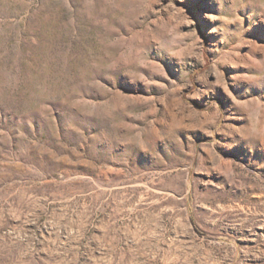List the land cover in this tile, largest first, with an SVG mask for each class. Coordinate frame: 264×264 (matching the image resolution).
<instances>
[{
    "label": "rangeland",
    "instance_id": "rangeland-1",
    "mask_svg": "<svg viewBox=\"0 0 264 264\" xmlns=\"http://www.w3.org/2000/svg\"><path fill=\"white\" fill-rule=\"evenodd\" d=\"M0 264H264V0H0Z\"/></svg>",
    "mask_w": 264,
    "mask_h": 264
}]
</instances>
